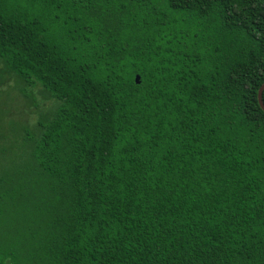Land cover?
<instances>
[{
    "label": "trees",
    "instance_id": "1",
    "mask_svg": "<svg viewBox=\"0 0 264 264\" xmlns=\"http://www.w3.org/2000/svg\"><path fill=\"white\" fill-rule=\"evenodd\" d=\"M0 60L54 102L0 131V264H264V0H0Z\"/></svg>",
    "mask_w": 264,
    "mask_h": 264
},
{
    "label": "rangeland",
    "instance_id": "2",
    "mask_svg": "<svg viewBox=\"0 0 264 264\" xmlns=\"http://www.w3.org/2000/svg\"><path fill=\"white\" fill-rule=\"evenodd\" d=\"M1 64L2 62L0 63V81L3 83H0V126L4 130L0 131L1 133L5 132V138L7 134L11 139L9 155L6 160L14 161L18 151L15 147L11 148L18 145L15 138L22 132V127L28 129V125H34L40 111L51 108L54 102L42 99L39 93L40 89L37 87L33 89V96L36 97L35 102L38 107L35 108L32 104L28 106L26 98L17 88L15 77L4 72L5 68Z\"/></svg>",
    "mask_w": 264,
    "mask_h": 264
},
{
    "label": "water",
    "instance_id": "3",
    "mask_svg": "<svg viewBox=\"0 0 264 264\" xmlns=\"http://www.w3.org/2000/svg\"><path fill=\"white\" fill-rule=\"evenodd\" d=\"M139 79H140L139 76H136L135 77V82L139 83ZM263 90H264V83L259 88L258 94H257L259 105L264 110V104H263V101H262V92H263Z\"/></svg>",
    "mask_w": 264,
    "mask_h": 264
}]
</instances>
